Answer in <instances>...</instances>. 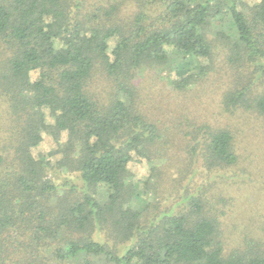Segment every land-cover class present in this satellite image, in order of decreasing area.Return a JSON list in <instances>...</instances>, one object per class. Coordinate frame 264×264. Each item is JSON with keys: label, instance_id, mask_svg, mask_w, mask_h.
I'll return each instance as SVG.
<instances>
[{"label": "trees", "instance_id": "trees-1", "mask_svg": "<svg viewBox=\"0 0 264 264\" xmlns=\"http://www.w3.org/2000/svg\"><path fill=\"white\" fill-rule=\"evenodd\" d=\"M147 2L162 8L151 26L142 8L121 24L83 12L85 0H0V264H264L255 237L227 248L202 192L156 214L133 204L130 167L151 164L163 134L122 97L132 95L129 79L143 65L174 68L182 76L173 84L185 88L195 71L206 73L203 61L218 45L232 62L253 65L250 75L264 74V0ZM97 76L115 91L99 97L90 88ZM253 81L224 95L228 109L264 115ZM193 129L209 169L238 162L230 130ZM43 133L65 140L56 165L79 173L81 191L54 183L53 162L32 153Z\"/></svg>", "mask_w": 264, "mask_h": 264}, {"label": "rangeland", "instance_id": "rangeland-1", "mask_svg": "<svg viewBox=\"0 0 264 264\" xmlns=\"http://www.w3.org/2000/svg\"><path fill=\"white\" fill-rule=\"evenodd\" d=\"M147 1L85 0L82 11L94 13L95 18H112L113 22L126 24L142 8L151 16L142 23L151 26L156 23L152 18L162 12V8ZM248 1L254 3L256 0ZM112 5L119 9L110 17L101 10L92 12L98 7ZM108 43L112 48L114 40L109 39ZM203 63L209 65L206 73L197 76L195 71L197 78L185 88L173 84L174 80L181 79L182 74L171 67L143 65L132 71L129 79L132 95L122 93V97L155 121L163 134L153 144L151 164L135 161L130 167L131 180L138 194L133 204L156 214L182 207L186 195L202 192L208 202L215 205L213 212L220 221L227 248L243 243L245 236L255 237L264 247V115L251 109H228L224 103V95L245 85L248 76L254 79L253 92L264 93V74L250 75L253 65L232 62L220 45L211 62L204 60ZM113 87L106 76H97L90 88L99 97H107L115 91H112ZM0 123L5 122L0 120ZM203 123L231 131L238 155L235 165L207 167L203 160V135H196L193 129ZM64 141H55L51 135L43 133V139L32 148V153L53 162L51 175L54 183L66 190V184L70 182L81 191L84 183L79 173L63 171L56 165L62 158ZM151 167L157 168L155 174ZM96 237L105 240L102 232H97Z\"/></svg>", "mask_w": 264, "mask_h": 264}]
</instances>
